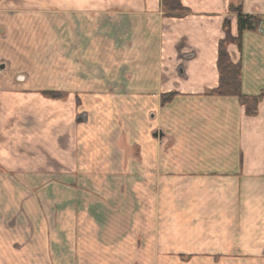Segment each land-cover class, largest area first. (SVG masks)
Masks as SVG:
<instances>
[{
  "label": "crops",
  "instance_id": "obj_1",
  "mask_svg": "<svg viewBox=\"0 0 264 264\" xmlns=\"http://www.w3.org/2000/svg\"><path fill=\"white\" fill-rule=\"evenodd\" d=\"M180 1L188 9L184 14L166 11L162 0H0V184L21 189L16 199L5 197V211L11 213L9 205L15 200L21 213L25 204L44 218L61 204L59 197H46L45 186L59 185L46 169H56L63 161L70 173L81 161L73 148L77 131L69 132L65 155H60L55 133L45 150V119L59 120L60 115L45 109L44 93L24 96L23 77L14 80L24 73L26 25L37 23L43 33L51 31L56 49L52 73L59 77L71 72L76 56L62 43L60 26L70 38L78 15L92 23L94 13L100 16L109 6H122L128 14L116 24L130 45L119 48L128 58L122 64L130 69L117 85L131 90L115 94L106 83L108 91L99 98L104 125L88 131L90 145L82 152L92 170L87 181L107 189L90 193L79 211L86 239L24 243V237L13 235L24 233L22 227L0 225V264H264V97L258 113L248 115L238 97L213 94L220 83L218 55L226 20L232 35L240 36L237 13L230 6L241 5L245 14L264 17V0ZM228 51L241 64L242 93L264 92V22L255 31H243L240 44L230 43ZM60 85L55 78L52 87ZM145 110L155 140L143 150L148 180L137 183L149 186L150 208L125 210L124 193L111 190L124 181L115 171L126 163L124 123L128 120L135 128L133 150L141 154ZM161 138L164 145L156 143ZM119 152L120 160H113ZM24 173L44 186L30 197L24 196ZM64 201L69 202V216L75 217L77 194ZM40 227L44 232V224ZM34 246L36 257H29ZM60 248L68 254L57 252Z\"/></svg>",
  "mask_w": 264,
  "mask_h": 264
},
{
  "label": "rangeland",
  "instance_id": "obj_2",
  "mask_svg": "<svg viewBox=\"0 0 264 264\" xmlns=\"http://www.w3.org/2000/svg\"><path fill=\"white\" fill-rule=\"evenodd\" d=\"M95 12V11H94ZM126 10L122 6L114 5L109 6L107 12L101 13L99 16L98 12L94 13L92 23L85 19H80L78 15V22L73 29L71 37L68 36V31L64 27L60 26L61 41L65 44L67 50H71V54H75V65L72 67L71 72L67 70L60 72L59 77L54 76L52 73L54 65V52L56 49L52 47L51 31L43 33L41 27L35 24H28L24 28V73L17 74L18 77H14V80L21 81L24 78V96H40L45 94L47 96L46 101L48 106L44 104L45 109L48 112H55L56 115H60V119L53 120L47 117L45 120L46 125L44 131L48 135L46 140L45 150L50 149L49 143L52 138V134L55 133L57 140L59 139L60 155L63 156L67 153L69 132L76 133L77 138L75 146L76 155H81V161L77 160L80 164L78 169L70 170L63 166L56 169H46L47 176L55 177L59 180V185L45 186L47 190L46 197H59L61 199L60 206L56 207V210H48V214L44 218L36 216L37 212L31 207H26L24 204V213H21V207L19 202L15 200L10 204L11 213L5 211V197L13 196L16 199L17 191L21 190L19 185L9 184L4 185V181L0 184V225H12L15 228H23L24 233H14L13 235L18 237H24V243L32 241H56V242H69V241H84L86 239V233L81 231L84 225V217L79 214V211L83 209L85 204V198L95 190L107 189V185H90L89 175L92 170L88 169L87 163H85V156L83 151L87 150L90 143H88V131L92 130V133L99 131L102 127L103 121L100 115L101 111L104 110L103 106L100 105L104 94L108 91L105 87L106 83H110L112 86L109 90L115 94H128L129 89L118 88L117 82L120 81V76L126 74L129 70V66L122 64L123 61L128 60L124 56L119 46L130 45L129 37L124 36V32L121 27L117 26V21L122 19ZM128 14V13H127ZM125 14V15H127ZM125 17V16H123ZM52 30L51 26H45V29ZM32 29L31 31H29ZM44 29V30H45ZM57 27L55 28L56 31ZM47 31V30H46ZM67 45H70L68 48ZM69 53V52H68ZM67 53V54H68ZM126 54V53H125ZM29 61V62H27ZM62 68H67V62L62 60ZM124 77V75L122 76ZM132 77V76H131ZM60 81V88H53V82L55 80ZM125 78V77H124ZM122 79V78H121ZM41 83V84H39ZM143 93H148L149 90H142ZM34 93V94H30ZM41 93V94H40ZM172 95L163 96L165 98H171ZM72 98V99H71ZM72 101H71V100ZM97 99V100H96ZM59 104V106H58ZM37 105V104H36ZM55 106V108H54ZM131 107V106H130ZM59 108V109H58ZM111 108V107H109ZM128 106L125 105L126 112L132 111L127 110ZM124 109V110H125ZM113 109H109L111 111ZM100 112V113H99ZM137 114V112H134ZM142 139L140 148L141 154L136 153L133 150L132 138L133 133L136 131L132 126H129L130 121L126 120L124 126L127 130L125 134V167L122 169L118 167L116 173L123 174L124 181L119 185H112L113 191L124 193V208L125 210H139L150 208V193L149 186L147 184H138L142 180H148L149 169H143L146 165L145 152H147V145L155 138L152 136V127L150 125V118L148 110L142 111ZM25 122H27L25 120ZM51 122V123H49ZM13 123V122H12ZM26 126V124H24ZM104 125V124H103ZM48 126V127H47ZM160 131L156 133L159 134ZM52 133V134H51ZM58 134L60 136H58ZM129 135V138L127 137ZM117 139V136L115 137ZM164 139L156 140L157 144H163ZM138 147H135V149ZM66 152V153H65ZM135 152V153H134ZM133 153L137 157H133ZM50 154H45L46 158ZM69 155H72L70 152ZM121 152L115 154L113 160L119 161ZM139 158V159H138ZM142 167V168H141ZM140 169V170H138ZM4 172V170H0ZM65 171L66 173H64ZM26 172V171H25ZM140 172V173H139ZM145 173V175H144ZM24 173V196H31L37 194V190L44 186L35 185V183L29 177H25ZM70 174V175H68ZM11 176H15L11 174ZM98 177V174L96 173ZM64 177H67L65 179ZM115 177V176H114ZM65 179V180H64ZM89 180V182L87 181ZM66 181V182H61ZM88 184H86L87 182ZM75 182V183H74ZM94 189V191L92 190ZM38 190V191H39ZM110 193H113L110 191ZM77 194V205H76V216H69L68 210L65 206L68 205V201L64 199L70 198ZM120 196V195H119ZM81 223V224H80ZM44 224L45 231L42 232L40 226ZM74 226V229H73ZM101 234L98 233V236ZM37 246H34L32 251H28L29 257H36ZM68 249L60 248L57 252L67 253ZM83 251V249L77 250ZM68 254V253H67ZM66 255V254H65ZM63 256V255H61Z\"/></svg>",
  "mask_w": 264,
  "mask_h": 264
},
{
  "label": "trees",
  "instance_id": "obj_3",
  "mask_svg": "<svg viewBox=\"0 0 264 264\" xmlns=\"http://www.w3.org/2000/svg\"><path fill=\"white\" fill-rule=\"evenodd\" d=\"M163 8L168 12L184 14L188 11L180 0H162ZM232 12L237 13L238 27L240 36L235 38L231 33V22L226 20L224 23L225 36L220 42L218 55V69L220 72L219 86L213 90V94L221 96H236L240 103L246 107L248 115L258 113V104L264 97V92L256 96H248L242 93L241 75L242 68L240 63H234L228 51V45L236 42L240 44L243 31H255L259 28L264 17L258 15L245 14L241 5L230 6Z\"/></svg>",
  "mask_w": 264,
  "mask_h": 264
},
{
  "label": "water",
  "instance_id": "obj_4",
  "mask_svg": "<svg viewBox=\"0 0 264 264\" xmlns=\"http://www.w3.org/2000/svg\"><path fill=\"white\" fill-rule=\"evenodd\" d=\"M4 66H5V65H4V64H2L1 68H4Z\"/></svg>",
  "mask_w": 264,
  "mask_h": 264
}]
</instances>
